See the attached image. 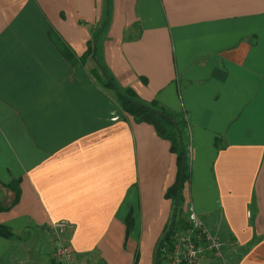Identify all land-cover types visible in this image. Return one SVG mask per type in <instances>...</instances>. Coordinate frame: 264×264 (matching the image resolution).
<instances>
[{
	"label": "crops",
	"instance_id": "1",
	"mask_svg": "<svg viewBox=\"0 0 264 264\" xmlns=\"http://www.w3.org/2000/svg\"><path fill=\"white\" fill-rule=\"evenodd\" d=\"M98 65L185 120L181 213L220 240L219 264H264V0H0V204L1 183L19 188L0 223L24 236H0V264H56L57 242L72 264H132L135 250L154 264L175 154L119 110Z\"/></svg>",
	"mask_w": 264,
	"mask_h": 264
},
{
	"label": "trees",
	"instance_id": "2",
	"mask_svg": "<svg viewBox=\"0 0 264 264\" xmlns=\"http://www.w3.org/2000/svg\"><path fill=\"white\" fill-rule=\"evenodd\" d=\"M96 32L87 41V46L82 54L79 56L80 61H84L88 55L95 56V48L93 45ZM67 57H71V52L63 51ZM99 72L95 68H90V74L97 80L101 81L104 86L110 87L115 92L116 105L122 112L128 114L134 122L144 121L151 124L156 134L169 141V150L175 154L176 172L174 180L169 184L163 193L164 197L171 200V210L168 220L165 222L163 231L160 237L157 239L154 253V264H160L162 245H169L171 242V236L176 229V225L180 220L179 217L182 211L181 205L183 201L181 188L182 184L189 177V163H188V139L184 135L185 120L175 114L174 112L166 109L160 105L155 99L149 101L140 100L136 93L129 86L117 87L113 82V79L107 75L105 68L98 65ZM103 76V77H102ZM104 79V80H103ZM141 80L145 81V78L141 76ZM3 186L8 187L13 192V198L7 205L0 204V210H5L14 204L18 200L19 188L18 179L13 178L6 183H1ZM183 225H186L185 218L182 220ZM133 226V215L131 208L128 209L124 217V236L126 237ZM25 236L29 233L24 230ZM0 236L15 237L22 239L17 233L13 232L9 226L0 223ZM137 259V250L134 251L133 262Z\"/></svg>",
	"mask_w": 264,
	"mask_h": 264
},
{
	"label": "built area",
	"instance_id": "3",
	"mask_svg": "<svg viewBox=\"0 0 264 264\" xmlns=\"http://www.w3.org/2000/svg\"><path fill=\"white\" fill-rule=\"evenodd\" d=\"M184 218V228L180 231L174 229L170 244L161 246V258L166 264H219L218 259L222 256L220 240L208 230L191 206L187 207ZM52 225L61 231L64 222L60 220ZM204 255L212 257L214 262L201 261ZM52 257L56 264H72L73 260L71 250L62 242H57Z\"/></svg>",
	"mask_w": 264,
	"mask_h": 264
},
{
	"label": "water",
	"instance_id": "4",
	"mask_svg": "<svg viewBox=\"0 0 264 264\" xmlns=\"http://www.w3.org/2000/svg\"><path fill=\"white\" fill-rule=\"evenodd\" d=\"M13 258H22L25 257V252L23 250L22 246H18L13 252H12Z\"/></svg>",
	"mask_w": 264,
	"mask_h": 264
},
{
	"label": "rangeland",
	"instance_id": "5",
	"mask_svg": "<svg viewBox=\"0 0 264 264\" xmlns=\"http://www.w3.org/2000/svg\"><path fill=\"white\" fill-rule=\"evenodd\" d=\"M103 77V76H102ZM104 80V79H103ZM99 82H101V81H99ZM102 84V83H101ZM103 85V84H102ZM107 87V86H106ZM110 88V87H109ZM189 143V142H188ZM182 214V213H181ZM183 218H184V215L182 214V215H180V217H179V221H178V225L176 226L177 228H176V230H182L183 228H184V225H183V222H182V220H183ZM160 263H161V261H160Z\"/></svg>",
	"mask_w": 264,
	"mask_h": 264
}]
</instances>
